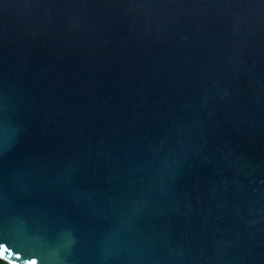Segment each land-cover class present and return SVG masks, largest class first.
I'll return each mask as SVG.
<instances>
[{"label": "water", "instance_id": "water-1", "mask_svg": "<svg viewBox=\"0 0 264 264\" xmlns=\"http://www.w3.org/2000/svg\"><path fill=\"white\" fill-rule=\"evenodd\" d=\"M0 258L264 264V0H0Z\"/></svg>", "mask_w": 264, "mask_h": 264}, {"label": "trees", "instance_id": "trees-1", "mask_svg": "<svg viewBox=\"0 0 264 264\" xmlns=\"http://www.w3.org/2000/svg\"><path fill=\"white\" fill-rule=\"evenodd\" d=\"M0 264H10L9 262H7L6 260L0 258Z\"/></svg>", "mask_w": 264, "mask_h": 264}]
</instances>
